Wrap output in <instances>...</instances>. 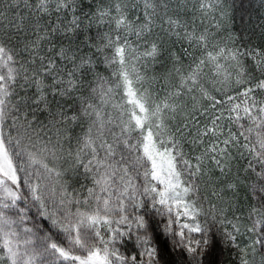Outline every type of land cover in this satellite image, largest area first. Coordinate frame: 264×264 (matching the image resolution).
Returning a JSON list of instances; mask_svg holds the SVG:
<instances>
[{
    "label": "snow or ice",
    "instance_id": "6c2138e0",
    "mask_svg": "<svg viewBox=\"0 0 264 264\" xmlns=\"http://www.w3.org/2000/svg\"><path fill=\"white\" fill-rule=\"evenodd\" d=\"M234 12L0 0V264H264V16Z\"/></svg>",
    "mask_w": 264,
    "mask_h": 264
},
{
    "label": "trees",
    "instance_id": "16d2710c",
    "mask_svg": "<svg viewBox=\"0 0 264 264\" xmlns=\"http://www.w3.org/2000/svg\"><path fill=\"white\" fill-rule=\"evenodd\" d=\"M235 4L233 30L239 32L245 25H255L260 22L264 16V9L259 7L260 0H233ZM250 14V15H249ZM215 255L220 257V247L216 249ZM224 258L227 260L232 256V253L225 251Z\"/></svg>",
    "mask_w": 264,
    "mask_h": 264
}]
</instances>
